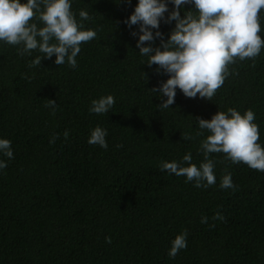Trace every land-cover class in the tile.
I'll return each mask as SVG.
<instances>
[{
    "label": "trees",
    "instance_id": "obj_1",
    "mask_svg": "<svg viewBox=\"0 0 264 264\" xmlns=\"http://www.w3.org/2000/svg\"><path fill=\"white\" fill-rule=\"evenodd\" d=\"M70 3L83 30H97L80 45L77 67L56 65L55 55L29 67L41 53L21 57L20 46L0 41V139L12 142L14 154L0 153L7 163L0 169V264H264V172L211 153L216 183L197 188L158 167L188 153L199 167L208 133L196 135V118L228 108L254 112L264 148V48L230 65L233 74L211 101L177 89L174 104L158 109L162 100L149 89L169 77L145 64L138 36L130 35L138 26L124 23L138 0ZM81 10L91 19L81 21ZM188 10L194 6H182L181 16ZM259 17L264 39V9ZM174 26L161 22L165 40ZM107 95L115 99L109 113H90L91 101ZM48 100L56 101L55 115ZM97 126L107 130V150L87 143ZM229 173L235 190L220 188ZM215 213L224 219H212ZM184 230L187 248L169 258Z\"/></svg>",
    "mask_w": 264,
    "mask_h": 264
},
{
    "label": "clouds",
    "instance_id": "obj_2",
    "mask_svg": "<svg viewBox=\"0 0 264 264\" xmlns=\"http://www.w3.org/2000/svg\"><path fill=\"white\" fill-rule=\"evenodd\" d=\"M169 2L173 5L171 10ZM184 5L194 6L195 10L185 11L182 17ZM71 7L70 0H26L25 3L0 0V41L20 46L21 57L31 56L33 51L41 53L29 67L40 66L43 58L51 59L55 55L56 65L67 63L75 68L80 45L95 39L97 30H83V24L77 21ZM261 9H264V0H138L124 23L129 29L138 26V31H130V35L138 36L136 47L140 55L148 57L145 64L148 67L157 65V74L169 77L158 87L149 89L162 100L157 108L167 109L173 105L177 89L187 98H196L199 94L200 98L211 101L225 79L233 74L229 66L237 59H255L264 48V39L259 34ZM79 17L81 21L91 19L85 10L79 12ZM162 21L165 24L175 22L167 40L159 31ZM156 39L160 44L153 47ZM114 104L112 95L101 96L91 101L89 112L107 115ZM45 107L52 109L55 115L58 106L55 100H48ZM196 120L200 129L196 135L208 133L200 141L204 162L197 167L188 153L180 162H161L158 165L161 171L186 177L185 182L194 181L197 188H207L216 183L215 164L208 156L223 153L233 164L242 162L251 169L264 172V148L257 142L260 133L252 110L241 114L235 108H228L226 112L217 111L210 120ZM63 136L67 139L69 131L65 130ZM106 136L107 130L97 126L91 130L87 143L107 150ZM57 138L54 136L50 143ZM181 138L192 140L195 137L183 133ZM11 143L8 139H0V153L9 159L14 158ZM6 167L7 163L0 160V169ZM220 188L235 190L230 173L223 176ZM212 219L223 220L224 217L215 213ZM207 222L208 217L201 218V223ZM187 235L184 230L171 241L169 258L174 259L180 250L187 248ZM105 240L111 243L110 237Z\"/></svg>",
    "mask_w": 264,
    "mask_h": 264
}]
</instances>
